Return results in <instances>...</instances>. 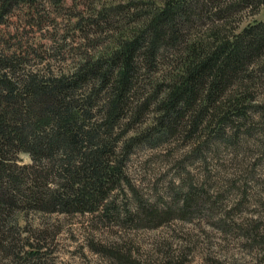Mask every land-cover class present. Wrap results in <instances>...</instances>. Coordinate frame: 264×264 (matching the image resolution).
<instances>
[{
  "label": "rangeland",
  "instance_id": "374dc122",
  "mask_svg": "<svg viewBox=\"0 0 264 264\" xmlns=\"http://www.w3.org/2000/svg\"><path fill=\"white\" fill-rule=\"evenodd\" d=\"M248 1L252 5L237 6L223 20L210 11L203 13L188 36L205 37L211 26L237 32L252 20L264 21V3L257 7ZM65 2L57 13L41 0L39 8L48 14L49 23L39 30L23 29L19 14H25L24 9L4 17L1 27L21 35L28 50L22 62L29 68L59 73L84 56L108 53L119 38L131 36L143 25L145 12L160 0ZM233 2L219 0L221 8ZM123 4L129 8L118 7ZM93 10L100 12L98 18L90 17ZM178 60L177 51H164L155 70L147 73L149 82L171 74ZM260 74L231 85L220 99H227L230 92L251 97L246 118L237 119L232 127L217 133L219 116L210 111L194 133L183 127L185 118L160 141L152 144L145 139L121 155L132 189L111 193L113 215L107 217L100 210L13 209L2 228L0 264H264V75ZM138 76L144 98L148 88L144 67ZM152 117L151 109L145 110L139 121L117 127L119 144L144 135ZM19 157L29 162L27 154ZM187 192L191 198L186 204Z\"/></svg>",
  "mask_w": 264,
  "mask_h": 264
},
{
  "label": "trees",
  "instance_id": "16d2710c",
  "mask_svg": "<svg viewBox=\"0 0 264 264\" xmlns=\"http://www.w3.org/2000/svg\"><path fill=\"white\" fill-rule=\"evenodd\" d=\"M44 1L57 13L66 4ZM251 1L257 7L264 3ZM248 3L234 0L221 8L219 0H160L145 12L143 25L108 53L84 56L68 71L41 73L22 62L28 50L21 35L1 27L6 15L21 8L23 29H42L49 18L39 8L41 0H0V238L13 209L100 210L109 217L116 213L111 193L132 189L123 163L132 145L160 141L185 118L183 127L194 133L210 111L219 116L217 133L245 119L249 94L230 92L220 99L231 85L264 75V21L252 20L237 32L211 26L205 37L188 33L203 13L223 20L226 12ZM166 50L177 51L178 63L150 83L147 73ZM142 67L144 98L137 84ZM150 109L153 122L145 134L119 144L117 127L139 121ZM22 153L29 162L20 161ZM189 198L187 192L183 201Z\"/></svg>",
  "mask_w": 264,
  "mask_h": 264
}]
</instances>
